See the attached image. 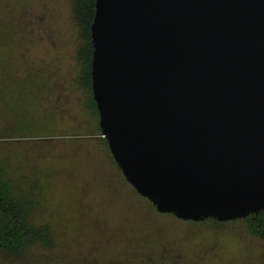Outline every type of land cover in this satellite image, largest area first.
Here are the masks:
<instances>
[{
  "label": "water",
  "instance_id": "95a60500",
  "mask_svg": "<svg viewBox=\"0 0 264 264\" xmlns=\"http://www.w3.org/2000/svg\"><path fill=\"white\" fill-rule=\"evenodd\" d=\"M92 91L126 180L160 213L264 211V0H95Z\"/></svg>",
  "mask_w": 264,
  "mask_h": 264
},
{
  "label": "rangeland",
  "instance_id": "374dc122",
  "mask_svg": "<svg viewBox=\"0 0 264 264\" xmlns=\"http://www.w3.org/2000/svg\"><path fill=\"white\" fill-rule=\"evenodd\" d=\"M27 5L38 26L26 58L71 79L83 44L71 0ZM4 53L0 66L19 63ZM2 85L1 166L14 197L33 202V221L50 227L53 246L0 252V264H264V238L246 221L178 219L137 192L103 136L92 90H67L55 108L42 101L37 110L21 79Z\"/></svg>",
  "mask_w": 264,
  "mask_h": 264
},
{
  "label": "trees",
  "instance_id": "16d2710c",
  "mask_svg": "<svg viewBox=\"0 0 264 264\" xmlns=\"http://www.w3.org/2000/svg\"><path fill=\"white\" fill-rule=\"evenodd\" d=\"M4 1L6 0H0V50L5 52L4 57L13 61L18 59L19 63L0 66V80L5 78L3 80L8 81L0 82L2 86L7 87V84H15L17 79H21L26 84L24 90L32 93V106L39 109L44 108L40 104L42 101H47L46 104L52 105V109L55 108L64 99L59 95L67 90L72 93L75 89L92 90L91 25L95 15V0H71L74 18L83 37V44L76 55L78 66L71 79L66 73H60L57 66L41 67L43 63L26 58L32 46V34L38 26L32 7L27 5L29 0L23 4H20L22 0H7L3 6ZM69 81L70 85L66 88L65 84ZM93 103L97 109L94 97ZM7 177L9 179L0 162V252L18 257L35 247L51 249L53 239L50 227L33 221V202L31 204L25 197H14V188ZM211 220L218 222L216 219ZM242 220L247 222L255 235L264 238V211L250 214Z\"/></svg>",
  "mask_w": 264,
  "mask_h": 264
}]
</instances>
